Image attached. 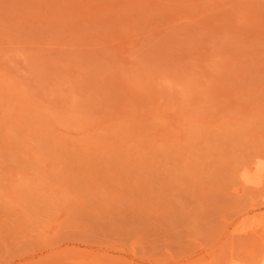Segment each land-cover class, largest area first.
<instances>
[{"label": "rangeland", "instance_id": "rangeland-1", "mask_svg": "<svg viewBox=\"0 0 264 264\" xmlns=\"http://www.w3.org/2000/svg\"><path fill=\"white\" fill-rule=\"evenodd\" d=\"M263 180L264 0H0V264H264Z\"/></svg>", "mask_w": 264, "mask_h": 264}, {"label": "bare ground", "instance_id": "bare-ground-1", "mask_svg": "<svg viewBox=\"0 0 264 264\" xmlns=\"http://www.w3.org/2000/svg\"><path fill=\"white\" fill-rule=\"evenodd\" d=\"M262 184L264 185V180H263ZM263 224H264V223H263ZM255 229H256V228H255ZM263 251H264V250H263ZM263 251H262V252H263ZM263 254H264V252H263ZM263 256H264V255H263ZM260 258H261V257H260ZM262 258H263V257H262ZM260 260H261V262H262V259H260ZM263 260H264V258H263ZM262 263H263V262H262ZM262 263H261V264H262ZM258 264H259V263H258Z\"/></svg>", "mask_w": 264, "mask_h": 264}]
</instances>
